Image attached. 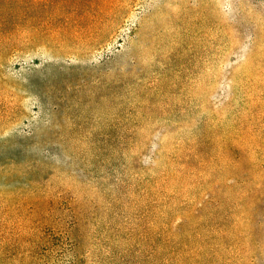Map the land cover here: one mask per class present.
I'll return each instance as SVG.
<instances>
[{"label": "rangeland", "instance_id": "1", "mask_svg": "<svg viewBox=\"0 0 264 264\" xmlns=\"http://www.w3.org/2000/svg\"><path fill=\"white\" fill-rule=\"evenodd\" d=\"M24 28V63L0 53V263L49 230L54 264H264V0H0Z\"/></svg>", "mask_w": 264, "mask_h": 264}, {"label": "trees", "instance_id": "2", "mask_svg": "<svg viewBox=\"0 0 264 264\" xmlns=\"http://www.w3.org/2000/svg\"><path fill=\"white\" fill-rule=\"evenodd\" d=\"M132 24L130 23L124 30L119 29V35H122L121 42L122 43L125 40V37H130L131 32L133 34L134 28L131 27ZM23 36H21V39L16 38L12 39L10 38L11 31L7 29H0V53L5 52V54L13 56V58L18 59L20 62H23L25 57L30 55L32 51H29L28 44L32 36L35 34L31 28H24L22 30ZM22 42V43H21ZM14 61H9V66H13ZM24 63V62H23ZM135 153L138 154V156H142L144 154L141 152V147H137L134 150ZM52 231L46 230H39L40 238H37L38 244H35L32 247L33 239L30 237L29 242H31V247L26 248L28 251L24 253L23 246L16 247L17 249H14L15 254H23L20 261L16 262V264H54V261L58 260L60 256H62V250H59L57 246H55V243H57L58 246L63 247V239H66V242L71 245V242L69 241L68 237L65 236H59L60 234L57 232L50 233ZM28 234V233H27ZM26 234V236H27ZM33 234V232H32ZM34 235V234H33ZM28 239L25 237V240ZM51 241V244H47V242ZM72 247V245H71ZM0 264H4L2 261Z\"/></svg>", "mask_w": 264, "mask_h": 264}]
</instances>
